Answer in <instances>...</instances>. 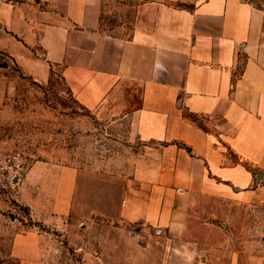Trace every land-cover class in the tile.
Returning a JSON list of instances; mask_svg holds the SVG:
<instances>
[{
    "label": "rangeland",
    "instance_id": "374dc122",
    "mask_svg": "<svg viewBox=\"0 0 264 264\" xmlns=\"http://www.w3.org/2000/svg\"><path fill=\"white\" fill-rule=\"evenodd\" d=\"M246 1L262 10L264 35V0ZM137 4L104 0L102 29L127 36ZM20 41L0 22V264L264 263V173L226 150L235 184L226 173L198 182L219 196L157 183L163 149L126 119H96L57 67L42 80L25 74L8 49ZM144 196L169 222L121 216L124 199Z\"/></svg>",
    "mask_w": 264,
    "mask_h": 264
},
{
    "label": "crops",
    "instance_id": "0c3cea01",
    "mask_svg": "<svg viewBox=\"0 0 264 264\" xmlns=\"http://www.w3.org/2000/svg\"><path fill=\"white\" fill-rule=\"evenodd\" d=\"M134 1L127 36L102 29L104 0L4 3L0 22L21 40L8 49L25 74L42 80L57 67L96 119H126L138 140L163 149L157 183L219 196L198 182L226 173L222 180L235 184L226 150L264 173L262 10L246 0ZM120 214L170 220L149 196L124 199Z\"/></svg>",
    "mask_w": 264,
    "mask_h": 264
}]
</instances>
